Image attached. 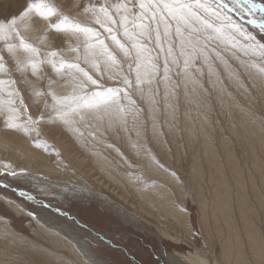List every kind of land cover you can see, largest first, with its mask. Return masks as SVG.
<instances>
[{
  "label": "rangeland",
  "instance_id": "obj_1",
  "mask_svg": "<svg viewBox=\"0 0 264 264\" xmlns=\"http://www.w3.org/2000/svg\"><path fill=\"white\" fill-rule=\"evenodd\" d=\"M29 2L31 0H0V19L17 15ZM45 2L58 11L59 19L53 17V20L61 22L68 18L69 28L55 32L39 19L20 23L24 38L40 49L42 58L55 51L58 55L53 59L57 62L60 59L70 62L77 56L73 48L83 52L84 36L73 34V24L98 28L103 33L91 13L84 9L105 0ZM107 2L112 4L116 0ZM226 2L230 3V0ZM254 2L264 3V0ZM231 15L236 23L264 42V34L248 24L247 17L241 19L238 13ZM254 15L259 18L264 13L256 11ZM120 38L123 40L122 36ZM106 43L111 44V41L106 40ZM3 47L4 42L0 41V48ZM2 54L8 68L12 69L10 78L16 82L12 87L23 96L28 114L33 119L41 114L50 118L36 126L38 137L35 133L29 135L23 130L8 129L5 118L8 114L7 92L11 88L8 84L0 85V172L8 165L17 172L24 170L36 177L29 181L0 175V184L9 185L0 187V264H86L87 257L77 245L81 249L85 245L95 259L107 260L109 264H153L156 259L164 264L162 249L177 257L188 255L189 260L205 255L209 261L206 264H224L220 262L223 260L221 248L230 237L235 249V238L242 246V259L237 261L238 264H264V258L257 262L253 257L252 242L256 240L264 253V92L256 84H253L254 93L235 86L207 84V90L202 95L197 94L198 103L191 97H180L175 101L178 105L175 132L167 123L165 125L168 143L163 142L164 137L144 143L158 161L153 163L143 150L131 147L126 135L109 134L93 139L88 136L92 129L84 124L66 125L59 119H52V113H45V101H50V97L35 93L46 92L52 80L58 95H69L72 88L66 81L70 78L57 77L47 62L41 65L40 78L33 76L30 69L17 71L9 54ZM228 56L231 64L240 63L231 58V54ZM18 57L26 61L27 54L20 50ZM0 79L7 80L9 76L0 75ZM104 83L116 86L114 81L105 80ZM160 91L163 92V85ZM134 99L145 108L149 107L139 95ZM168 119L171 120L170 115ZM95 124L93 121V126ZM77 127L84 131L83 137L74 131ZM132 139L135 140V136ZM37 141L46 144L47 149L37 146ZM109 143L120 149L123 159L106 146ZM24 145L29 146L28 150ZM16 148L20 154L14 150ZM33 154L37 155L32 159ZM95 156H101L102 164ZM150 181L168 190L175 206L187 215L189 229L186 224L182 226V232L176 230L178 226L170 231L177 233L182 242L160 240L152 224H145L151 233L135 230L105 201L132 210L127 202L136 207V183L140 188L152 184ZM13 189L27 191L36 199L21 198ZM39 189H47L53 196H45ZM225 195L228 196L225 198ZM202 210L206 216L204 224ZM28 212L35 213L39 219L34 220ZM226 222L232 225L229 238H226L230 233ZM235 249L230 264H235Z\"/></svg>",
  "mask_w": 264,
  "mask_h": 264
},
{
  "label": "snow or ice",
  "instance_id": "obj_2",
  "mask_svg": "<svg viewBox=\"0 0 264 264\" xmlns=\"http://www.w3.org/2000/svg\"><path fill=\"white\" fill-rule=\"evenodd\" d=\"M84 11L91 13L95 24L107 35L91 26L71 25L73 34L78 37L83 34L84 42L83 52L79 48L72 49L77 56L70 62L63 59L57 62L53 59L58 55L55 51L42 58L40 49L28 43L20 30V23L34 19L45 21L55 32L68 30V18L61 22L53 20V17L59 19L55 6L45 0H31L17 15L0 19V41L4 42V47L0 48V75L9 76L7 80L0 79V85L8 84L11 88L7 92L5 118L8 129L23 130L29 135L35 133L38 137L36 126L50 117L41 114L33 119L28 114L23 96L12 87L16 82L10 78L12 69L8 68L3 52L15 61L17 71L30 69L33 76L40 78L41 65L47 62L57 77L70 78L66 81L72 88L69 95H58L52 80L46 92L35 93L50 97V101H45V113H52V119L66 125L84 124L92 129L88 136L93 139L109 134L126 135L131 147L143 150L153 163L158 161L144 143L160 137L168 143L165 125L167 123L175 132L178 106L175 101L180 97L197 100V94L202 95L207 84L235 86L253 93V84H256L264 92V42L236 23L231 15L238 13L241 19L247 17L246 22L264 34V16L254 15L256 11L264 13V3L254 0H230V3L226 0H116L109 4L105 0L85 7ZM20 50L27 54L26 61L19 59ZM228 54L240 63L231 64ZM105 80L114 81L116 86L106 85ZM137 95L148 108L134 99ZM93 121H96L95 126ZM74 131L81 137L85 135L78 127ZM37 146L47 149L46 144L38 141ZM106 146L124 158L114 144ZM5 174L13 179L36 180L24 170L17 172L8 165L0 172V175ZM172 175L175 177L176 173ZM0 187L9 185L0 184ZM13 191H18L19 196L28 201L36 199L27 191ZM39 191L53 196L47 189ZM28 215L39 219L35 213L28 212ZM80 251L87 257L86 264H109L107 260L95 259L83 248ZM153 264H160V259ZM164 264L177 262L165 259Z\"/></svg>",
  "mask_w": 264,
  "mask_h": 264
},
{
  "label": "bare ground",
  "instance_id": "obj_3",
  "mask_svg": "<svg viewBox=\"0 0 264 264\" xmlns=\"http://www.w3.org/2000/svg\"><path fill=\"white\" fill-rule=\"evenodd\" d=\"M25 145H24V147H25ZM28 147H25V148H27V150H28ZM14 150H16L19 153V151H18L17 148L14 149ZM89 152L91 153V151H89ZM34 155H37V154H33L31 156L32 159L36 157V156L34 157ZM42 157H44V156H42ZM95 157H96V159H97V161L99 163L103 162V159L101 158V156H95ZM42 160H44V159H42ZM43 164L47 166V163L45 161L43 162ZM146 165H148V164H146ZM12 166L14 167V165H12ZM153 167H155V166H153ZM153 167H151L152 170L155 169ZM156 170L158 171L157 168H156ZM156 174H157V172H156ZM151 177L154 178V176H152V175H151ZM133 180H135V179H133ZM163 180H164V178H163ZM164 181H166V180H164ZM133 182H135V181H133ZM141 183H142V181H141ZM150 183H152V182L150 181ZM143 184H145V183H143ZM148 184L149 183L145 184V186H139L140 188H137L138 187L137 185H139V184L136 183V185L134 187V190H135L134 192H136V193L132 192V193H134V195L136 194L135 197L137 199L136 207H134L135 209L132 206L133 204L131 205L130 202H127V204H129V207H131L132 210H127V209H125L124 207H122V206H120L118 204H112L111 202L107 201V199L105 201L108 204H111L112 205L113 210L119 215L118 217H120L121 220L124 223H126L128 226L134 228L135 230H137V231H143V232H147V233H151V231L148 230L146 227L148 225L152 224L154 226L153 229L156 228V230L158 232V237L160 238V240H164L165 239V240L176 241L178 243L179 242H182L183 240L180 238V236H178L177 233L174 234V233H171L170 231L173 230L174 227L178 226L176 228V230L178 232H182L183 231L182 230V226H186V224L188 226L187 215L185 214V212H184V210L182 208L175 206L176 204L174 203V199H172V197L170 198L169 195H168V190L167 191L164 190L165 188H162V186H159L157 184V182L156 183L149 184V185ZM146 185H148V186H146ZM153 187L155 188V191L152 190ZM222 187H223V185H222ZM132 188H133V186H132ZM123 189H124V187H123ZM121 193H120V195L123 196ZM224 193H225V191H224ZM120 195H119V197H121ZM126 195H125V198H126ZM93 196L95 198V195H93ZM98 196H97V198H98ZM227 196L225 195V198ZM101 198H103V197H101ZM127 199H129V198H127ZM123 202H126V201H123ZM139 213L140 214H144L147 218L149 217L153 222L150 221L149 219H147L144 215H139ZM201 221L203 222V224L206 222V216H205L203 210H202V215H201ZM145 224H148V225L145 227ZM226 225L228 227V228H226V229H228V233L230 232L229 234L227 233L228 236L226 238H229L230 237V234L232 232V229H231L232 228V225L229 226V223H227V222H226ZM188 229H189V226H188ZM218 230L221 231L220 229H218ZM207 234L209 235L208 232H207ZM187 237H188V235H187ZM189 239L191 240V237L190 236H189ZM235 240H236L235 242H237V243H235V244H237V248H236L237 250L235 249L236 245L233 244L234 241L232 242L231 237H230L228 243H226V244H224L222 246V248H221L222 249L221 250V257H222L223 260H221L220 262H222L224 264H230V261L232 259V255L231 254L233 252V249L236 250V251L234 250L235 251V254H236L235 260H234L235 264H238L237 261L242 259V246L239 243V241L237 240V238H235ZM252 242H253V257L258 262V260L264 258L263 248L260 247V246H258V245H256V240H252ZM210 244H211V242L208 245L210 246ZM233 245H234V247H233ZM77 247L79 248V250L81 249L80 246L77 245ZM81 247L83 249L87 250L90 253V251L87 249V247L85 245H84V247L83 246H81ZM162 253H163V256H164L165 259H174L177 262V264H206V263H209V261H208V259H207V257L205 255H203L202 257H197L194 260H189L188 255L187 256H183V257H177L174 254L168 253V252H166L163 249H162Z\"/></svg>",
  "mask_w": 264,
  "mask_h": 264
}]
</instances>
